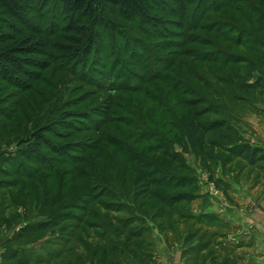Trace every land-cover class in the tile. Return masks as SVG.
<instances>
[{"label":"rangeland","instance_id":"rangeland-1","mask_svg":"<svg viewBox=\"0 0 264 264\" xmlns=\"http://www.w3.org/2000/svg\"><path fill=\"white\" fill-rule=\"evenodd\" d=\"M8 1L0 0V35L11 42L30 32L48 36L40 53L25 56L28 83L0 75V264L8 239L49 222L44 237L23 248L32 264H156L162 249L154 255L148 244L166 248L165 241L183 246L189 264H215L235 245L222 241L232 228L228 214L244 217L252 208L264 224V96L257 95L264 69L250 52L264 46V0H156L153 16L164 26L114 19L117 30L96 28L100 42L85 65L55 48L70 22L56 4L23 16ZM231 54L238 65L215 74L216 60ZM207 110L193 125L191 116ZM216 119L231 132L203 138L198 128ZM50 127L45 138L69 153L44 145L41 160L23 158L34 133ZM245 144L263 152L253 163L232 153ZM97 156L110 172L133 162L159 179H185L193 200L175 209L176 220L151 221L134 205L135 179L110 184Z\"/></svg>","mask_w":264,"mask_h":264},{"label":"trees","instance_id":"trees-1","mask_svg":"<svg viewBox=\"0 0 264 264\" xmlns=\"http://www.w3.org/2000/svg\"><path fill=\"white\" fill-rule=\"evenodd\" d=\"M156 0H9L7 6L10 11L15 15H25L29 10H39L43 5L44 8L50 4H56L58 9H62L65 17L70 19V22L62 30L64 34H60L64 40L62 43L57 44L55 48L65 57H73L74 60L78 59L82 65H85L87 60L91 57L93 50L99 44L101 38L100 32L97 29L108 31H115L118 29V24L114 19H123L134 22L141 20V22L150 26H164L165 22L157 19L153 16L154 6L153 2ZM201 4H207L211 0H194ZM218 2L220 0H217ZM182 7V5H180ZM36 7V8H35ZM161 25V26H160ZM166 28V27H165ZM59 35V36H60ZM48 34L46 32H30L25 37H20L18 42L9 40V37L4 34L0 35V42L3 49L0 53V75H2L4 81H22L23 84L28 83L31 79L29 67L32 65V60L27 59L25 56L30 54L40 53L47 42ZM251 53L256 54L255 61L260 65L262 71L264 69V46L260 49H251ZM228 60L220 62V59L216 60L214 66V73L218 74L220 69L224 73H228V69L233 65H238V56H228ZM237 58V59H236ZM230 59H234L236 62L233 64ZM211 76V74H208ZM13 79V80H12ZM247 87V86H246ZM246 87H242L243 89ZM260 89V87H259ZM211 90H209L210 92ZM257 95L264 96L258 91ZM231 99V98H230ZM198 112L191 116L193 125L200 124L201 120L212 112ZM217 112V111H216ZM218 113V112H217ZM214 116H217L216 114ZM198 124V125H199ZM199 133L201 136H216L217 133L231 132L230 128L224 127V121L222 119H216L212 124L208 126L199 127ZM47 132H55L52 127L41 130L38 133H34V145L28 152H23V158L28 160H34L35 162L41 160V147L46 145L49 149L67 154L72 149L68 147V150H60L55 148L50 141L45 138L44 134ZM232 134H227L223 139L226 141L231 140ZM233 155L239 158H244L249 162H254L259 155L263 152L258 148H253L250 145H243L236 147L232 150ZM97 165L100 169L106 173H110L109 177L104 174L110 184L109 180H121L123 185L129 182V178L135 179V184L140 186L139 191L135 194L134 205H139L140 211L145 218H151V221L162 220L163 222H171L176 220L179 215L175 209H178L183 204H189L193 200L189 194L185 191L192 190L193 185L185 179L182 180H170L159 179L158 173L148 166L138 167L131 162L123 168L122 172H110L112 166L105 161V156H97ZM34 162V163H35ZM104 164V165H103ZM152 169V170H151ZM114 171V170H113ZM132 171V173H129ZM108 189V187H106ZM113 190V189H112ZM110 189L108 197L113 201L112 205H119L118 201L121 200L120 195L117 196L115 191ZM104 195H107L105 193ZM169 197V198H168ZM159 203H158V202ZM153 204V205H152ZM159 204V207L158 205ZM159 208L162 214H155L150 216V210ZM96 220V218H92ZM42 224L33 230H25L24 233L14 235L4 243L6 252L3 254L2 264H32V259L27 255L25 245H29L34 239H41L50 229L52 225ZM175 223V222H174ZM163 229V224L160 225ZM163 232V230H162ZM192 236L187 239V242H191ZM206 244L198 248L200 255L206 251ZM19 246V250L16 247ZM156 243L148 244V249L154 252ZM20 249L22 251H20ZM113 253H117V248H114ZM152 255V253H149ZM108 257V256H107ZM149 257V256H147ZM106 258V256H105ZM152 259V258H151ZM214 262L217 261L216 257H213ZM147 261L145 260L144 263ZM215 264H227L216 263Z\"/></svg>","mask_w":264,"mask_h":264},{"label":"crops","instance_id":"crops-1","mask_svg":"<svg viewBox=\"0 0 264 264\" xmlns=\"http://www.w3.org/2000/svg\"><path fill=\"white\" fill-rule=\"evenodd\" d=\"M259 129L261 135H264V123ZM235 210L238 211L237 209ZM248 210V212L245 211L244 213V217L246 218L240 216V211H233L235 213L234 215L233 212L228 214L232 228L229 234L222 237V241L223 243H235V245L231 246L233 250H225V252L218 254V263L264 264V224H261L262 222L260 221H254V219L258 217L257 210L254 209L252 211V208H248ZM249 212L251 214H249ZM244 231L248 233V237H243L244 235H242V233H244ZM165 242H167L168 245L165 244L166 248H164L162 244L158 246L156 242L155 250L162 249V253L155 257L156 264H189V262H191H188V258H183V246L180 247L179 244H176L175 247L172 246L173 244L168 243V241ZM156 254L157 252L154 253V255Z\"/></svg>","mask_w":264,"mask_h":264}]
</instances>
